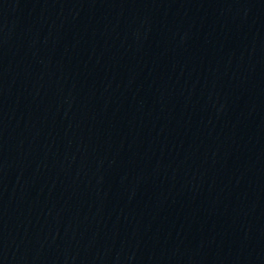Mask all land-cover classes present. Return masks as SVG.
<instances>
[{"label":"water","instance_id":"95a60500","mask_svg":"<svg viewBox=\"0 0 264 264\" xmlns=\"http://www.w3.org/2000/svg\"><path fill=\"white\" fill-rule=\"evenodd\" d=\"M0 264H264V0H0Z\"/></svg>","mask_w":264,"mask_h":264}]
</instances>
